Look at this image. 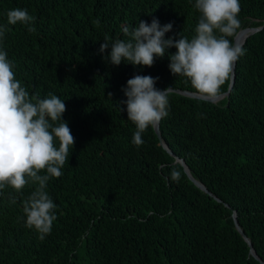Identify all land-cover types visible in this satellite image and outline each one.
Wrapping results in <instances>:
<instances>
[{
    "label": "trees",
    "instance_id": "16d2710c",
    "mask_svg": "<svg viewBox=\"0 0 264 264\" xmlns=\"http://www.w3.org/2000/svg\"><path fill=\"white\" fill-rule=\"evenodd\" d=\"M194 4L0 0V25H7L11 9L34 17V33L17 23L7 25L0 39L16 78L30 97L53 94L64 101L62 118L75 138L63 174L48 182L57 218L43 240L25 226L23 213L35 185L29 182L20 193L7 186L0 191V264H262L237 230L234 212L264 262V29L243 45L228 97L212 103L172 92L160 122L169 148L222 202L190 180L155 128L142 134L141 146L132 143L136 126L122 91L128 79L158 77L157 90L195 93L187 77L170 71L177 49H166L151 67L116 66L107 59L110 48L99 51L106 36L128 39L122 26L131 30L153 19L173 25L166 39L180 33L191 39L200 18ZM239 4L233 43L240 30L264 24V0ZM230 85L231 77L221 95Z\"/></svg>",
    "mask_w": 264,
    "mask_h": 264
},
{
    "label": "clouds",
    "instance_id": "9594fccd",
    "mask_svg": "<svg viewBox=\"0 0 264 264\" xmlns=\"http://www.w3.org/2000/svg\"><path fill=\"white\" fill-rule=\"evenodd\" d=\"M194 7L200 18L191 39L181 33L179 39H166L165 34L173 25L161 26L153 19L150 25L140 21L131 30L122 26L128 39L112 42L106 36L99 51L110 48L107 59L116 66L126 61L151 67L156 57H163L166 49L174 47L177 51L170 55L169 65L172 74L187 77L197 95L218 99L235 62L244 54L242 46L229 39L240 26L239 0H195ZM33 21L26 9L7 12V25L21 23L30 33L36 31L31 26ZM7 25H0V39L8 31ZM13 68L8 53L0 48V191L7 186L20 193L29 182L35 185L23 202V213L25 226L35 229L43 240L57 218L56 204L46 191L48 182L63 174L61 169L75 138L62 118L66 111L64 101L53 94L44 99L30 97ZM158 79L137 74L122 88L127 97L123 103L127 105L128 120L136 126L132 143L137 147L144 143L142 134L149 127L156 128L167 116L166 106L173 88L157 90ZM178 178V173L173 172L172 179ZM10 202L16 203V199L12 197Z\"/></svg>",
    "mask_w": 264,
    "mask_h": 264
},
{
    "label": "water",
    "instance_id": "95a60500",
    "mask_svg": "<svg viewBox=\"0 0 264 264\" xmlns=\"http://www.w3.org/2000/svg\"><path fill=\"white\" fill-rule=\"evenodd\" d=\"M264 29V24L261 25V26H255V25H250L248 27H246L245 29H242L238 32V34L236 35L235 37V41H234V44H239L240 46L243 47V45L246 43L247 39L252 36L253 34L261 31ZM236 64H237V61L235 62L234 64V68H233V72L231 74V85H230V88L229 90L222 94L218 99H215V100H210L206 97H202V96H199L197 95L196 93H193V92H189V91H182V90H175L173 89V93H178V94H181V95H184V96H187V97H190V98H194V99H201V100H205V101H208V102H212V103H218L220 102L221 100H223L225 97H228L230 94H231V91H232V88L234 86V83H235V79H236ZM161 122V121H160ZM155 132L160 140V145L169 152V154H171V156H173L176 160V163H179L181 166L184 167L185 169V172L187 173L188 177L190 178V180L198 187L200 188L201 190H203L205 193L209 194L210 196L214 197L218 202H222L221 199H219L218 197L214 196L208 189L207 187L201 183L200 181H198L197 179H195L193 177V175L191 174L186 162L181 159L179 156H177L170 148L169 146L166 144V142L163 140V137H162V134H161V130H160V123L158 124V126L155 128ZM227 207H229L227 205ZM233 219H234V222H235V225H236V228L237 230L240 232V234L243 236V238L247 241V243L250 245V248H251V251H250V254L256 258L257 260H259L262 264H264V262L259 258V256L257 255V252L256 250L254 249V246L251 242V240L247 237V235L245 234L244 230L241 228L240 224H239V221H238V216H237V212H234L233 213Z\"/></svg>",
    "mask_w": 264,
    "mask_h": 264
}]
</instances>
